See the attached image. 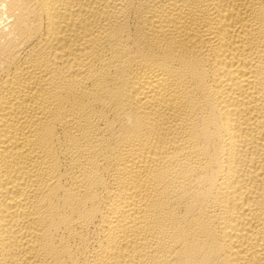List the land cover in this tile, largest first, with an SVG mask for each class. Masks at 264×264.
<instances>
[{
  "label": "bare ground",
  "instance_id": "obj_1",
  "mask_svg": "<svg viewBox=\"0 0 264 264\" xmlns=\"http://www.w3.org/2000/svg\"><path fill=\"white\" fill-rule=\"evenodd\" d=\"M0 264H264V0H0Z\"/></svg>",
  "mask_w": 264,
  "mask_h": 264
}]
</instances>
